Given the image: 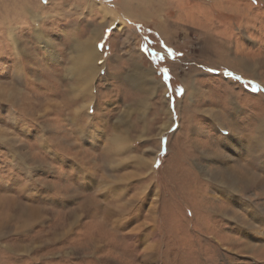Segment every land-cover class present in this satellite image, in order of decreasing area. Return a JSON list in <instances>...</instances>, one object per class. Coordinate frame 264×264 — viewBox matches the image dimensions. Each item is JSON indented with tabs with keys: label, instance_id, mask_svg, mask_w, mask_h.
<instances>
[{
	"label": "rangeland",
	"instance_id": "obj_1",
	"mask_svg": "<svg viewBox=\"0 0 264 264\" xmlns=\"http://www.w3.org/2000/svg\"><path fill=\"white\" fill-rule=\"evenodd\" d=\"M0 116V264H264V0H0Z\"/></svg>",
	"mask_w": 264,
	"mask_h": 264
},
{
	"label": "snow or ice",
	"instance_id": "obj_2",
	"mask_svg": "<svg viewBox=\"0 0 264 264\" xmlns=\"http://www.w3.org/2000/svg\"><path fill=\"white\" fill-rule=\"evenodd\" d=\"M98 47H102V45H99ZM167 51H168V53H169L170 55L172 54V53H171V49H168ZM154 59H160V60H163L164 57L161 56V55H159V54H156V55L154 56ZM157 71L163 75L164 82L167 83L168 80H169L168 69H167V68H162V69H158ZM209 71H211V69H209ZM255 90H256V89L253 88V91H255ZM175 91H176V93L179 95V94L182 92V89H180V88H176ZM2 119H3V117L0 116V120H2ZM14 126L18 127V125H16V124H14ZM157 166H158V164H157ZM51 174L55 175L54 172L51 173ZM59 178L62 179L63 176H61V177H59Z\"/></svg>",
	"mask_w": 264,
	"mask_h": 264
},
{
	"label": "bare ground",
	"instance_id": "obj_3",
	"mask_svg": "<svg viewBox=\"0 0 264 264\" xmlns=\"http://www.w3.org/2000/svg\"><path fill=\"white\" fill-rule=\"evenodd\" d=\"M87 55H88V54H87ZM142 78L145 79L143 76H142ZM147 78H149V77L146 76V79H147ZM219 127H222V129L220 128L221 131L224 130V126H221V124H219ZM225 132H226V131H225ZM225 132H224V133H225ZM230 134H231V132H230V130L228 129V135H226V136L228 137V136H230ZM224 135H225V134H224ZM224 135H223V136H224ZM221 136H222V135H221ZM223 136H222V137H223ZM256 139H257V138H256ZM262 140H263V139H262ZM245 146H246V145H245ZM234 147H235V146H234ZM246 148H248V147L246 146ZM263 152H264V150H263ZM260 154H261V153H260ZM242 158H243V157H242ZM261 158H263V154H262V156H261L260 158H258V160H259L260 162H263V160H262ZM230 161H231V160H230ZM251 180H252V179H251ZM243 181H244V179H243ZM247 181H248V180H246V182H247ZM260 182H261V183H259V182H257V183L262 184V185L264 186V177H260ZM231 183H232V182H231ZM253 183H255V182H253ZM252 208H253V207H252ZM256 209H257V208H256ZM249 211H250V210H249ZM252 213L255 214L254 211H252ZM258 213H259V216H261V218L264 220V211H259ZM257 215H258V214H257ZM261 218H260V220H261ZM262 243H263V242H262ZM256 247H257V246H256ZM253 249H254V248H253ZM247 250H248V249H247Z\"/></svg>",
	"mask_w": 264,
	"mask_h": 264
},
{
	"label": "trees",
	"instance_id": "obj_4",
	"mask_svg": "<svg viewBox=\"0 0 264 264\" xmlns=\"http://www.w3.org/2000/svg\"><path fill=\"white\" fill-rule=\"evenodd\" d=\"M168 75H169V80H168V82H171V81L173 80V77H172V74H171L170 71H168Z\"/></svg>",
	"mask_w": 264,
	"mask_h": 264
}]
</instances>
